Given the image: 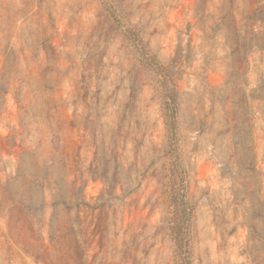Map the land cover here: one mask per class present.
Segmentation results:
<instances>
[{
	"label": "rangeland",
	"instance_id": "374dc122",
	"mask_svg": "<svg viewBox=\"0 0 264 264\" xmlns=\"http://www.w3.org/2000/svg\"><path fill=\"white\" fill-rule=\"evenodd\" d=\"M0 264H264V0H0Z\"/></svg>",
	"mask_w": 264,
	"mask_h": 264
},
{
	"label": "trees",
	"instance_id": "16d2710c",
	"mask_svg": "<svg viewBox=\"0 0 264 264\" xmlns=\"http://www.w3.org/2000/svg\"><path fill=\"white\" fill-rule=\"evenodd\" d=\"M171 98H172V101H175V96L173 95V96H171ZM179 226V224L176 222L175 224H174V226H173V228H177ZM190 226H189V224H188V228H189Z\"/></svg>",
	"mask_w": 264,
	"mask_h": 264
}]
</instances>
